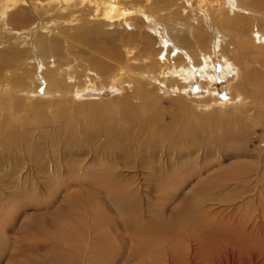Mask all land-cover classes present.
<instances>
[{"label":"rangeland","instance_id":"1","mask_svg":"<svg viewBox=\"0 0 264 264\" xmlns=\"http://www.w3.org/2000/svg\"><path fill=\"white\" fill-rule=\"evenodd\" d=\"M42 1H46L49 7H40L37 0H32L33 8L26 5L32 20H36L28 27L36 32L32 38L41 32L47 38L61 39L63 52H69L75 59L71 65L76 66L79 62L90 65L92 62L91 66L99 68L102 64H115L112 54L131 52L132 47L122 37V26L107 25L103 28L104 34L94 33L85 38L77 36L76 29H88L96 22L91 18L92 8L80 6L78 12L70 14L69 10L65 12L59 8L68 0ZM161 4L164 6L165 1ZM36 13L46 21L52 19L46 24V29L38 28L41 19ZM45 56L47 60L54 59ZM132 56H126V59ZM130 62L132 65L141 64L139 59ZM152 69L158 75V71ZM122 70L114 71L122 72L125 77L121 79L120 92H87L80 99L74 98L72 104L67 105L66 125L33 130L27 134L28 138L19 151L0 153V196L15 197L18 189L23 195L21 200L12 201V217L7 216L9 219L4 222L0 219V264H44L52 261L56 264L58 260L53 257L58 255L68 256V261L76 262L74 264H97L109 261V258L124 264H151L153 260L157 264L161 261V264H168L170 259L177 264H264V204L256 201L255 204L252 199L260 188L255 183L238 184L228 180L231 175L261 168L259 159L264 153L258 151H264V126L249 127L244 134L240 129L244 128V122L233 118V109L215 105L211 100L222 97L221 92L212 94L214 89L232 82L236 76L232 75L227 82L214 80L207 88H200L197 83L184 92L169 90L159 80H146V90L153 96L148 95L141 100L136 93L138 84L128 86V70ZM17 71L20 70L13 72ZM171 78L169 76V84L174 82ZM30 101L26 98L25 102ZM206 102L212 106L204 105ZM128 105L133 108L130 109L132 113L126 112ZM145 107L150 114L148 119L154 120H141L139 113ZM47 111L50 114L52 108ZM69 127L81 132L78 133L84 138L81 145H69L66 140V132L71 131ZM152 130L163 139L159 147L152 148L151 152L144 151ZM110 132L121 140L117 144L118 149L111 147L107 139ZM219 133H230L233 138L222 140ZM250 137L254 138V143ZM38 148L41 153H36ZM143 153H153V156ZM11 174L20 183L5 185L3 182L8 181ZM108 175L117 176L118 187H124L126 195H129L124 200L127 203L114 200L117 186L106 185ZM63 180L70 185H65ZM199 194L206 196L202 206L189 207ZM194 215L205 222L197 233H192L195 229L187 226L188 219ZM127 219L131 220L128 221L130 225ZM132 222L138 223L141 229L138 233ZM160 223L176 230L168 234L158 248H146L142 242L149 239L142 236L154 232ZM72 225H75V236L70 235L74 230H71ZM61 230L68 237L76 238L80 246L77 251L71 253L57 246ZM85 235L87 239L83 240ZM105 236L113 249L105 250L102 243ZM31 244L36 245L30 248ZM51 245L58 249H52ZM189 245L197 247L196 258ZM37 247V252L30 250ZM147 250L152 261L143 258L148 254ZM173 257L178 259L175 261ZM193 257L198 258V262Z\"/></svg>","mask_w":264,"mask_h":264},{"label":"bare ground","instance_id":"2","mask_svg":"<svg viewBox=\"0 0 264 264\" xmlns=\"http://www.w3.org/2000/svg\"><path fill=\"white\" fill-rule=\"evenodd\" d=\"M161 1H165L164 6H162ZM181 2L179 3V0H68L64 6L59 7L63 11L69 10L70 14L78 12L80 6L84 8L88 6V8L93 9L92 16H90L92 19H96V22L92 27H88V29L83 27L76 29L79 38H85L87 35L89 36L94 33L104 34L105 31L103 28L107 25L123 27L122 30H124L123 33L125 35L122 34V37L132 47L131 52L127 50L126 55L123 52L114 53L111 55V58L116 61L115 64L106 66L102 64L98 68L91 66L92 62L90 65L88 63H83L85 65H82L80 62L76 66L71 65L75 59L69 52H66V54L63 52L61 49L62 41L59 38H47L41 32L36 34L33 37L34 39L32 38L36 32H34V29H28V27L34 24L36 20H32L30 17V9L26 6L28 5L33 8L32 0H0V153H8V151L9 153H14L15 151H19L25 142L24 140L28 138L27 134L33 130H40L51 125H56L57 127L66 125L68 119L67 111L69 110L67 105L72 104L74 98L79 97L80 99V96L82 97L87 92H100L104 90H110L114 93L120 92L122 90L123 82L121 79L123 78V74L117 71L114 73V71L116 69L123 71L122 69L124 68L128 70L126 75L128 82H124H127L129 84L128 86L132 83L138 84L137 89L135 88L138 96L136 97L141 100H145L148 95L153 96L146 90V80L152 82L154 79L159 80L169 90H180L184 92L187 88L193 87L197 83H199L200 88H207L211 87L214 80L215 82H219V80L227 82L232 75H235V80L233 79L232 82L216 88L213 90L214 92H211L212 94L217 92H221L222 94V97L220 96L221 98H212V102L215 105L232 108L233 118L237 121L244 122V128L238 127L244 131V134L245 131H248L249 127L259 126V124L264 126V0H182ZM37 3L40 4V7L42 5H48L46 1L44 2L42 0H37ZM36 15L41 19L38 13ZM44 19L39 20V25L37 24L38 28L43 30L44 28L46 29V24L52 20L50 18L47 21L46 18ZM130 54L133 56L127 60L126 58ZM45 55H48L47 57L49 58L53 57L54 59L47 60ZM56 56L59 57L56 58ZM138 59L141 61L139 65H132L130 62L131 60ZM151 67L158 71V75L152 72L153 69ZM15 70L20 71L13 72ZM169 76H172L171 79L174 80L172 84L168 83ZM26 98L31 99V101L26 103ZM201 101L203 102V100ZM204 105L212 106L209 102H206ZM128 106L126 108L124 107L126 112L132 108L131 105ZM48 108H52L50 114L47 113L49 112L47 111ZM144 110L139 113V115L141 114V120L146 122L154 120L148 119L150 118L148 108L145 107ZM130 112L132 113L133 110ZM69 128L73 131L67 130L68 133L66 132V140L69 145H81L84 141V138L78 134L81 132L75 129L72 130V127ZM231 135L230 133L226 135L219 133L218 136L220 139L224 138L226 140L233 138ZM106 136L108 137V141H110L111 147L114 149L117 148V144L121 140L113 132L108 133ZM247 136L250 135L247 134ZM162 139V136L152 130L146 142L148 146H146L144 151L151 152L152 148L159 147ZM253 139L248 140L254 143L255 140ZM34 147L36 148V145ZM124 149H128V147ZM41 152L40 148H38L36 153ZM258 152L264 153L262 150ZM143 154L153 156V153ZM259 163L262 164L261 168L256 167V171L245 172L240 175H231L228 180L236 181L238 184L255 183L260 189L252 196L253 203L256 201L264 204V155L260 156ZM40 164L43 165L41 162ZM9 178L10 182L9 180L3 182L5 185H14V183L17 185V183H20L18 180L16 182V178L12 174L9 175ZM115 178L109 176L105 180V183L106 185L117 186L114 200L122 204L127 203L124 200L129 195H126L127 192L124 187H118V182ZM64 183L67 186L70 185L68 181H64ZM17 191L15 197L14 195L6 194L0 196V219L3 222L9 219L7 216L12 217L11 208L14 207L11 206L12 201L23 198L19 189ZM205 197V194L195 196L192 200L193 206L190 203L189 207L194 208L195 206L199 208L202 206ZM188 220V225L186 224L188 228L191 230L193 228L195 229L192 233L199 232L205 225V222L197 218L196 215L190 217ZM128 221L131 220L127 219V224H129ZM133 224L138 233L141 230L138 223ZM74 226L72 225L71 228V230L74 229L70 233L71 236H75V234L73 235L75 233ZM173 230V226L160 223V226L154 232L142 236L143 239L146 238L145 240H149L141 242L146 245V248L156 249L168 234L171 235L170 233ZM64 232L62 231L60 243L57 246L60 249L63 248V251L66 249L71 253L73 251L75 252V250L77 251L79 245H77L76 238L68 237ZM188 235L186 234V236ZM111 236L113 235L109 237ZM82 238L83 240L87 239L86 235ZM198 238H200V234ZM108 239L105 236V240L102 242L106 251L113 249ZM197 241L195 240V242ZM32 246L33 244L29 247L31 248ZM51 247H53L52 249L57 248L52 245ZM163 247L165 248V246ZM196 248L195 246H191L190 250L195 255V258ZM168 249L166 248V250ZM30 250L37 252L38 247L35 250L33 248ZM162 250L160 248V251ZM33 254L36 256V253ZM38 255L40 254L37 253ZM144 255L145 257L143 256V258L145 260L150 258L149 253ZM168 256L170 257V255ZM67 257L58 255L57 257H53V259L58 260L56 264L76 263L71 260L69 262ZM195 258L193 257L196 262L198 258ZM150 259L152 261L153 258ZM110 260L109 258V261L105 262L103 260V263L98 262L97 264H124L121 261L119 262V260ZM52 262L44 264H54ZM153 262L154 260L151 264H157ZM176 262L170 259L168 264H177Z\"/></svg>","mask_w":264,"mask_h":264}]
</instances>
